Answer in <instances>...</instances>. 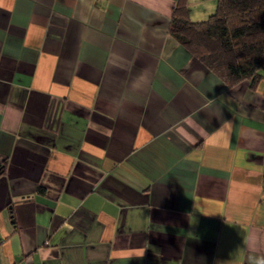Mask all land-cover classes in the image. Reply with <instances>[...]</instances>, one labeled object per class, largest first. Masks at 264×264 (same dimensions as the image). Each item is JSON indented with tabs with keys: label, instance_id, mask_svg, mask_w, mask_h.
Instances as JSON below:
<instances>
[{
	"label": "crops",
	"instance_id": "0c3cea01",
	"mask_svg": "<svg viewBox=\"0 0 264 264\" xmlns=\"http://www.w3.org/2000/svg\"><path fill=\"white\" fill-rule=\"evenodd\" d=\"M175 5L0 0V264L264 258V69L225 85Z\"/></svg>",
	"mask_w": 264,
	"mask_h": 264
},
{
	"label": "trees",
	"instance_id": "16d2710c",
	"mask_svg": "<svg viewBox=\"0 0 264 264\" xmlns=\"http://www.w3.org/2000/svg\"><path fill=\"white\" fill-rule=\"evenodd\" d=\"M168 32L206 69L231 87L253 88L264 69V0H216L201 21L189 17L187 0H176Z\"/></svg>",
	"mask_w": 264,
	"mask_h": 264
},
{
	"label": "clouds",
	"instance_id": "9594fccd",
	"mask_svg": "<svg viewBox=\"0 0 264 264\" xmlns=\"http://www.w3.org/2000/svg\"><path fill=\"white\" fill-rule=\"evenodd\" d=\"M232 127V124L230 121H225L223 122L222 126H221V129L217 132H221V131H224V130H230ZM227 134V133H225ZM255 264H264V258H261V259H258L257 261H255Z\"/></svg>",
	"mask_w": 264,
	"mask_h": 264
}]
</instances>
